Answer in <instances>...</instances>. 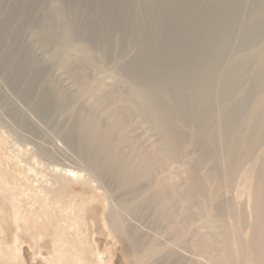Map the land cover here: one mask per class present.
Wrapping results in <instances>:
<instances>
[{
  "label": "bare ground",
  "instance_id": "1",
  "mask_svg": "<svg viewBox=\"0 0 264 264\" xmlns=\"http://www.w3.org/2000/svg\"><path fill=\"white\" fill-rule=\"evenodd\" d=\"M149 1L154 2L151 10L172 4L173 11L160 10L150 24L158 29L175 25L186 5L182 0ZM60 7L58 21L65 18ZM239 13V4L230 0L200 22L196 50L191 41L197 35L177 32L174 41L185 42V54L175 50L159 57L161 36L145 35L141 46L151 57L141 54L116 73L107 69L108 55L94 62L90 49L75 42L71 25L55 27L60 38L55 47L43 29L35 32L40 41L36 53L56 65L72 89L49 80L53 106L70 117L64 135L79 159L44 147L38 152L59 163L53 168L48 163L51 172L91 180L105 198L102 203L94 196L96 203L86 206L75 187L71 200H62L67 187L55 182L53 193L60 198L49 205L42 200L32 219L41 237H48L55 264H91L93 254L100 258L92 235L99 226L98 210L109 234L134 250L133 264H264V38H259L264 34V0H256L248 20L238 25ZM236 37L241 47L231 58ZM24 59L25 69L40 66L34 55ZM248 75L251 83L244 86ZM14 79L18 83L20 77ZM149 131L155 132L154 139L146 136ZM188 147L193 148L192 159ZM249 165L254 175L245 200L234 190L232 174ZM34 171L48 179L45 172Z\"/></svg>",
  "mask_w": 264,
  "mask_h": 264
},
{
  "label": "rangeland",
  "instance_id": "2",
  "mask_svg": "<svg viewBox=\"0 0 264 264\" xmlns=\"http://www.w3.org/2000/svg\"><path fill=\"white\" fill-rule=\"evenodd\" d=\"M188 1L191 2V7L187 6ZM224 1L182 0L186 5L180 8L177 23H167L158 29L150 24L157 19L160 10L173 11L172 4L164 3L154 11L149 9L150 6L154 8V2L149 0H0V264H55L48 237H41L43 233L40 234L32 219L42 200L49 205L60 198L53 193L57 188L56 181L67 187V194L64 191L62 200L64 197L65 200H71V190L75 187L74 193L78 198L81 196L85 199L86 206L96 203L91 201L94 196L99 197L98 200L102 203L105 200L91 180L64 179L60 174L51 172L52 169L48 166L50 167L52 160L46 156L45 151L38 152V148L44 147L51 153L66 155L69 160L79 159L72 142L64 135L71 123L70 117L67 112L56 111L53 106L49 80H53L60 88L63 86L68 91L72 89L68 88V79L58 74L56 65L45 63L36 53L40 41L35 32L43 29L51 40L50 47H55L60 41L55 29L63 22L66 26L71 25L76 31L75 42L83 43L90 49L94 62L103 55H108L110 60L107 69L116 73L121 67L135 64L133 61L139 55L150 56L141 46L145 35L147 39H152L154 35L161 36L162 49L159 57L175 50L185 54V42H175L174 35L181 31L193 32L195 35L202 33L200 22H205L212 16L211 13L221 10L226 1L230 0ZM231 1L240 7L237 24L242 20L247 21L256 0H237L239 3ZM58 4L65 14L62 21L56 18L60 10L57 8ZM188 17L195 23L188 21ZM141 19H145V22L141 23ZM134 20L136 25H133ZM237 28L240 29L239 26ZM195 38L191 42L196 50L201 39L199 34ZM259 38H264V34L259 35ZM131 40L135 41L134 44ZM231 42L229 57L235 58L241 43L239 37L232 38ZM29 55H34L40 65L32 71L25 69L24 58ZM178 64L183 65V58ZM73 68L78 69L79 66L73 65ZM88 69L86 67L84 71ZM13 76L20 77L18 83H15ZM245 78L244 86L251 83L249 75ZM40 104L46 108L41 109ZM75 104L78 105V102ZM80 106L84 107L86 104L82 103ZM134 133L143 143L145 138L142 133L138 130ZM146 136L154 139L156 135L154 131H149ZM188 150L189 158L192 159L193 148L188 147ZM69 160L66 161L68 164L71 162ZM55 164L51 167H55ZM226 165H229V161ZM35 169L45 172L48 179H40ZM253 175L254 169L250 165L240 171L233 170L232 186L241 199L246 200L251 196L250 183ZM103 214L100 210L95 214L99 226L93 227L92 235L97 241L96 250H99L100 258L98 254L91 255V264H133L134 250L127 241L109 234L102 222ZM58 264L63 262L58 260Z\"/></svg>",
  "mask_w": 264,
  "mask_h": 264
}]
</instances>
